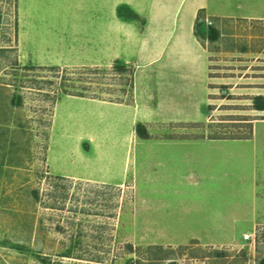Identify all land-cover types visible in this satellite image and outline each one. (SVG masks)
Returning <instances> with one entry per match:
<instances>
[{
	"label": "rangeland",
	"instance_id": "rangeland-1",
	"mask_svg": "<svg viewBox=\"0 0 264 264\" xmlns=\"http://www.w3.org/2000/svg\"><path fill=\"white\" fill-rule=\"evenodd\" d=\"M122 1L0 0V264H261L264 20L202 12L220 35L184 85L114 59L160 35Z\"/></svg>",
	"mask_w": 264,
	"mask_h": 264
},
{
	"label": "crops",
	"instance_id": "crops-1",
	"mask_svg": "<svg viewBox=\"0 0 264 264\" xmlns=\"http://www.w3.org/2000/svg\"><path fill=\"white\" fill-rule=\"evenodd\" d=\"M122 2L134 10L139 18L147 16L148 26L157 25L155 29L160 32V35L152 37L147 45L141 44L139 40L136 39L135 41V37H131L128 40V46L132 49L131 52L134 51V48L139 49L142 45V47L147 46V52L128 53L126 56L120 53L114 59L116 61L122 60L127 64L128 62H140L139 58L144 56L145 64L156 65L160 71L178 73L180 79L178 81L179 83L184 82V85L194 82L196 78L198 79V74L204 76V71L206 72L210 67V52L194 34V26L199 12H206L210 17L216 19L264 20L263 15L238 17L218 14L205 0H123ZM121 22L125 25H131V22ZM162 33L166 35L164 39L161 37ZM180 94L182 95V93ZM180 108L178 106L177 111H175L181 113L175 114L173 112L175 114L173 117L185 118V114L182 113L183 110H179Z\"/></svg>",
	"mask_w": 264,
	"mask_h": 264
},
{
	"label": "trees",
	"instance_id": "trees-1",
	"mask_svg": "<svg viewBox=\"0 0 264 264\" xmlns=\"http://www.w3.org/2000/svg\"><path fill=\"white\" fill-rule=\"evenodd\" d=\"M201 13L202 12H199L197 21L194 27L195 36L197 38H201L203 36L205 37L206 40L210 42L217 41L220 34H219V31L215 27L209 26L205 34H204V31L200 29L198 30L197 22L200 19ZM117 16L121 21H124V22H133L139 19L138 14L134 10H132L130 7H128L127 5H122L118 7ZM116 68L120 71H125L126 69L125 65L119 62L116 63ZM259 100H262V97L258 96L254 99V109L258 111H264V103L258 104ZM139 128L140 127L137 128V132L139 131ZM261 264H264V259L261 261Z\"/></svg>",
	"mask_w": 264,
	"mask_h": 264
},
{
	"label": "built area",
	"instance_id": "built-area-1",
	"mask_svg": "<svg viewBox=\"0 0 264 264\" xmlns=\"http://www.w3.org/2000/svg\"><path fill=\"white\" fill-rule=\"evenodd\" d=\"M243 238H244V242L247 243L252 240V235H245Z\"/></svg>",
	"mask_w": 264,
	"mask_h": 264
}]
</instances>
